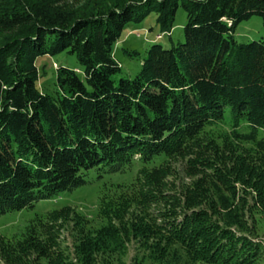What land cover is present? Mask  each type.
Segmentation results:
<instances>
[{
	"label": "trees",
	"instance_id": "trees-1",
	"mask_svg": "<svg viewBox=\"0 0 264 264\" xmlns=\"http://www.w3.org/2000/svg\"><path fill=\"white\" fill-rule=\"evenodd\" d=\"M180 5L184 41L152 43L135 77L118 76L125 27L155 12L157 38L172 40ZM253 15L264 21V0H0V216L72 192L92 169L139 166L136 190L101 198L105 226L54 210L0 238V264H122L134 244L137 264H264V39L235 37ZM66 49L84 78L59 66L47 93L36 60ZM220 138L240 150L224 162L211 160ZM184 158L198 179L173 194L170 163Z\"/></svg>",
	"mask_w": 264,
	"mask_h": 264
},
{
	"label": "rangeland",
	"instance_id": "rangeland-1",
	"mask_svg": "<svg viewBox=\"0 0 264 264\" xmlns=\"http://www.w3.org/2000/svg\"><path fill=\"white\" fill-rule=\"evenodd\" d=\"M187 22V13L180 5L175 16V27L170 34L164 33L161 38H157L160 28L157 23V15L152 12L143 22H130L123 30L120 41L114 46V55L122 66V74L118 76L135 77L139 72L142 59L146 55L149 45L154 42L161 43L165 47H171L173 43L184 41V27ZM235 37L238 42H250L257 39H264V21L259 15H253L251 18L242 21L235 31ZM136 49L140 52L138 56H129L124 50ZM41 72H45L40 77V88L50 94L57 95V67L66 66L75 69L77 73L84 78V71L75 54L66 49L56 55H42L36 60ZM217 135V134H216ZM235 145L236 141H235ZM236 146L224 142L220 138L217 141V147L212 152L211 160H221L224 162L229 157L231 150H236ZM218 151V152H217ZM240 150H236L235 153ZM218 153V155H217ZM188 158L176 159L171 161V171H169L168 187L171 193L180 194L186 187L191 186L195 179L186 172ZM228 162V160H226ZM139 166L127 170L125 173L110 174L102 169H92L85 176L87 183L72 192H63L50 200H42L34 203L32 208L22 211L10 212L0 216V238L13 240L15 237H21L25 233L27 227L38 219H45L49 212L60 210L64 207L75 208L80 214L85 215L89 219V226L92 229H98L107 224V220L99 216V204L101 198L106 196L117 200L124 194H131L136 190L126 189L135 182ZM124 188V189H123ZM131 190V191H130ZM124 193V194H122ZM125 196V195H124ZM140 209L135 208L134 214L139 215ZM132 218V216H131ZM256 224L258 240L264 245V216L256 214ZM253 225V219L250 220ZM62 246L67 251H73V235L71 227L64 231L61 236ZM138 256L140 260L143 256L142 252L138 254L136 245L129 247V254L123 258L122 264H137L138 260L134 258ZM144 264H150L149 262Z\"/></svg>",
	"mask_w": 264,
	"mask_h": 264
},
{
	"label": "crops",
	"instance_id": "crops-1",
	"mask_svg": "<svg viewBox=\"0 0 264 264\" xmlns=\"http://www.w3.org/2000/svg\"><path fill=\"white\" fill-rule=\"evenodd\" d=\"M158 36V35H157Z\"/></svg>",
	"mask_w": 264,
	"mask_h": 264
}]
</instances>
